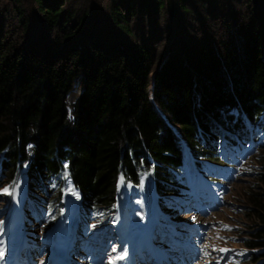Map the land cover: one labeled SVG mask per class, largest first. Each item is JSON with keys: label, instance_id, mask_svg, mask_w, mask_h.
Instances as JSON below:
<instances>
[{"label": "trees", "instance_id": "trees-1", "mask_svg": "<svg viewBox=\"0 0 264 264\" xmlns=\"http://www.w3.org/2000/svg\"><path fill=\"white\" fill-rule=\"evenodd\" d=\"M11 1L26 31L22 0ZM78 1L33 0L43 34L54 37L50 44L36 34L22 46L7 41L0 20V188L10 192L24 172L30 204L60 209L68 177L83 211L108 217L119 183L154 177L160 190L172 181L181 151L176 133L212 162L223 142L241 149L250 125L264 127V0H229L244 6L240 22L227 25L219 40L202 33L194 49L190 25L180 21L194 13L191 0ZM212 9L204 8L203 18ZM93 11L107 16L118 37L102 26L84 46L73 44ZM136 11L149 18L168 12L176 30H184L172 32L171 21L158 30L170 32L158 68L153 47L129 27ZM155 30L151 44L160 39ZM77 79L82 93L69 115L66 99ZM261 163L257 181L264 184ZM249 205L256 228L242 241V259L264 264V192L251 193Z\"/></svg>", "mask_w": 264, "mask_h": 264}, {"label": "rangeland", "instance_id": "rangeland-1", "mask_svg": "<svg viewBox=\"0 0 264 264\" xmlns=\"http://www.w3.org/2000/svg\"><path fill=\"white\" fill-rule=\"evenodd\" d=\"M92 1L97 5H105L108 0ZM212 1L213 3L209 4L210 0H201L200 7L199 2L191 0L190 3L192 4L194 13L190 16H182L180 18L181 24L183 23L185 26L190 25L191 28L187 34V39H191V41H189V49H194L195 41L202 39V33L204 34V32L206 35L205 37L210 39L213 37L215 40H219L221 33L223 34L224 30H226V26L236 25L245 14L244 6L239 3H233L229 0ZM21 3V7L24 10V15L28 22V29L26 31L21 30L20 25L15 20L16 4L11 0H0V20L4 19L2 31L6 35V40L8 41L10 39V42H17V44L22 46L28 38L30 39L29 36H31V34H36L39 35L38 37L40 40H46L49 44L53 42V35L43 34L44 30H42L43 25L41 24L42 18L35 12L33 0H22ZM78 3H81V0L78 1ZM208 6L211 8L213 7V12L208 18H203V14L205 13L203 9H207ZM91 13L90 17L92 20H87L84 24L80 25V31L74 37L73 44L79 43V45L84 46L86 42L95 35L94 32H96L97 29H102V26H105V30L108 28L107 32H109L110 37H118L117 32H115L108 23V18L102 11H93ZM212 17L214 19H212ZM216 17L217 19H215ZM128 20L129 27L136 33L137 39H143L146 43H149L148 46L153 47V59L159 60L155 65L157 68L160 66L162 54L167 50V36L170 32L167 35L160 32L165 29L168 21H171L169 24L172 27V32H178V34L184 32L183 28L176 30V23L174 20H170L168 12L167 18L163 17V13H159L155 18H149L142 17L136 11L132 16H129ZM104 22H107V25ZM154 27L156 29L155 31H160H158L160 39L155 44H151L150 39L153 36ZM192 30H195V32H192ZM10 31L13 32V34ZM215 31L216 34L213 33ZM9 32L11 34L8 35ZM192 33L193 36L191 37ZM103 40L104 38L99 37L96 39V43L101 44ZM81 93L80 80L77 79L74 81L72 90L69 92L66 99L69 115L71 114L72 106ZM250 133L254 136L255 144L253 149L235 156L233 155L232 161L225 162L227 168L232 170V175L228 180L220 181L225 187L219 190L220 196L215 199L201 196L200 203H198L199 200H197V204L192 205L187 213L177 216L175 220L173 219V224H175L173 227H176L179 234H181L180 229L186 226L193 227V229L199 231H194V234L201 239V241L198 239L197 243L201 246L198 250V256L201 257L202 264H247L246 261L241 259L239 252L244 250L242 241L244 239H250L251 233L256 228V221L248 217L246 210L250 206V194H261L264 192V184L257 181L258 173L260 170L263 171L261 169V162L264 159V136H262L260 130L252 129L251 127ZM185 171L190 173L189 165ZM207 178L208 176L204 172L202 174V179L208 180ZM3 188L4 186L2 185L0 188V210L4 206V199L7 195ZM120 188H122V186ZM132 193L131 190L121 191L119 196L120 205L128 203L132 198ZM16 194L25 196L24 173L19 183L10 194L13 202H15L14 197ZM65 197L66 201L68 199V201L71 202V206L75 205L78 201V193L72 189L69 182L65 185ZM132 202L133 200H131V203ZM4 219V214L0 212V229L4 223ZM50 228L49 222L36 221L30 225L27 232L30 231L40 236L42 233H50ZM103 228L104 229H101L97 234L98 236L95 237V243L104 245L106 250L111 253L112 247L116 243L117 236L112 230L111 225H105ZM24 231V226L22 228L21 226H15L12 228L7 227L3 232H0V252H2L3 248H1V246L4 244L5 247V242L12 236L20 237L24 244L22 240ZM34 240L38 239L34 237ZM47 250L48 246H46L45 251ZM85 259L87 260L86 257ZM261 261H264V259ZM105 262L106 258L102 257L93 258L92 260V264H105Z\"/></svg>", "mask_w": 264, "mask_h": 264}, {"label": "bare ground", "instance_id": "bare-ground-1", "mask_svg": "<svg viewBox=\"0 0 264 264\" xmlns=\"http://www.w3.org/2000/svg\"><path fill=\"white\" fill-rule=\"evenodd\" d=\"M14 198H15V202H14V212H13V223L20 224L21 223L20 211H21L24 199H23V196L19 194H16ZM129 239L130 241L133 240V234H130Z\"/></svg>", "mask_w": 264, "mask_h": 264}, {"label": "snow or ice", "instance_id": "snow-or-ice-1", "mask_svg": "<svg viewBox=\"0 0 264 264\" xmlns=\"http://www.w3.org/2000/svg\"><path fill=\"white\" fill-rule=\"evenodd\" d=\"M223 251V250H222Z\"/></svg>", "mask_w": 264, "mask_h": 264}]
</instances>
